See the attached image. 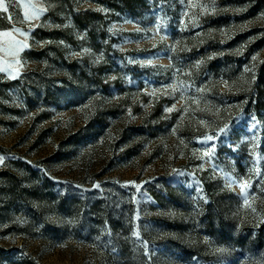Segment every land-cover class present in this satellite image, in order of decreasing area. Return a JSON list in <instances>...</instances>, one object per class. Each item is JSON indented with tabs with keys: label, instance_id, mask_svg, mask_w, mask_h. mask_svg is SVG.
<instances>
[{
	"label": "rangeland",
	"instance_id": "obj_1",
	"mask_svg": "<svg viewBox=\"0 0 264 264\" xmlns=\"http://www.w3.org/2000/svg\"><path fill=\"white\" fill-rule=\"evenodd\" d=\"M5 5L0 264H264V0Z\"/></svg>",
	"mask_w": 264,
	"mask_h": 264
},
{
	"label": "snow or ice",
	"instance_id": "obj_2",
	"mask_svg": "<svg viewBox=\"0 0 264 264\" xmlns=\"http://www.w3.org/2000/svg\"><path fill=\"white\" fill-rule=\"evenodd\" d=\"M0 10H2V11L5 12V13L8 12V7L5 5V0H0ZM9 19H11V17H9ZM2 35H4L5 37H9V36H11V33H10V32H3ZM23 47H27V45H23ZM0 70H2V69H0ZM227 127H228V126L225 125L224 128L220 129V132H221V133L226 132ZM207 139H208V140H211L212 137H208ZM205 155H209V153H205ZM2 162H3V157H0V163H2ZM132 183H134V182H132ZM96 187H99V185H96ZM245 187H246V185H241V189H242V190H243Z\"/></svg>",
	"mask_w": 264,
	"mask_h": 264
},
{
	"label": "trees",
	"instance_id": "obj_3",
	"mask_svg": "<svg viewBox=\"0 0 264 264\" xmlns=\"http://www.w3.org/2000/svg\"><path fill=\"white\" fill-rule=\"evenodd\" d=\"M259 70H260V78H264V65H262Z\"/></svg>",
	"mask_w": 264,
	"mask_h": 264
}]
</instances>
